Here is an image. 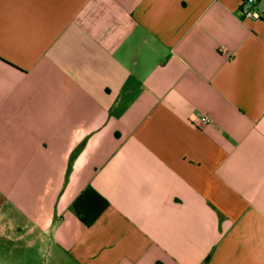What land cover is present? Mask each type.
<instances>
[{"label":"crops","instance_id":"obj_1","mask_svg":"<svg viewBox=\"0 0 264 264\" xmlns=\"http://www.w3.org/2000/svg\"><path fill=\"white\" fill-rule=\"evenodd\" d=\"M240 5L0 0V264H264V21Z\"/></svg>","mask_w":264,"mask_h":264},{"label":"trees","instance_id":"obj_2","mask_svg":"<svg viewBox=\"0 0 264 264\" xmlns=\"http://www.w3.org/2000/svg\"><path fill=\"white\" fill-rule=\"evenodd\" d=\"M105 204L106 200L91 186L86 185L73 197L70 206L76 217L83 224L88 225Z\"/></svg>","mask_w":264,"mask_h":264},{"label":"built area","instance_id":"obj_3","mask_svg":"<svg viewBox=\"0 0 264 264\" xmlns=\"http://www.w3.org/2000/svg\"><path fill=\"white\" fill-rule=\"evenodd\" d=\"M256 0H241L240 5V14L243 17H249V18H261L264 21V14L260 13L256 6H255ZM201 122H209L210 117L207 115L200 116Z\"/></svg>","mask_w":264,"mask_h":264}]
</instances>
